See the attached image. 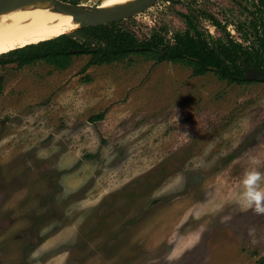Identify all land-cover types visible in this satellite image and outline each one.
Returning a JSON list of instances; mask_svg holds the SVG:
<instances>
[{"label":"rangeland","instance_id":"374dc122","mask_svg":"<svg viewBox=\"0 0 264 264\" xmlns=\"http://www.w3.org/2000/svg\"><path fill=\"white\" fill-rule=\"evenodd\" d=\"M262 1L157 0L127 25L171 39L189 15L223 37L212 14L246 43L237 27ZM88 58L0 66V264H257L264 215L239 196L250 158L264 162V82L139 55L83 71ZM104 177L125 184L88 212L78 200Z\"/></svg>","mask_w":264,"mask_h":264},{"label":"trees","instance_id":"16d2710c","mask_svg":"<svg viewBox=\"0 0 264 264\" xmlns=\"http://www.w3.org/2000/svg\"><path fill=\"white\" fill-rule=\"evenodd\" d=\"M66 1V0H62ZM185 17L188 28L175 32L167 39V30L159 28L142 39L127 25L132 17L109 24L82 27L73 33L29 44L0 55V66L15 64L17 67L43 61L58 69L67 68L74 55L89 56L83 67L111 64L139 55L157 63L168 61L191 68L192 75L213 72L230 84L242 85L257 82L244 78L242 63L255 66L264 73V1L261 14L248 24V30L237 27L241 40L227 31L217 17L206 18L223 32V37L213 38L210 32L201 30L189 15ZM88 80V78H87ZM103 113L91 117L100 120ZM264 264V257L257 260Z\"/></svg>","mask_w":264,"mask_h":264},{"label":"bare ground","instance_id":"6f19581e","mask_svg":"<svg viewBox=\"0 0 264 264\" xmlns=\"http://www.w3.org/2000/svg\"><path fill=\"white\" fill-rule=\"evenodd\" d=\"M131 0H102L101 6H112ZM77 25L70 17L46 7L39 1L0 15V55L16 48L53 39L70 33Z\"/></svg>","mask_w":264,"mask_h":264},{"label":"water","instance_id":"95a60500","mask_svg":"<svg viewBox=\"0 0 264 264\" xmlns=\"http://www.w3.org/2000/svg\"><path fill=\"white\" fill-rule=\"evenodd\" d=\"M45 2L46 7L53 11L64 13L70 17V22L82 27L109 24L128 19L151 7L157 0H131L112 6L86 7L83 5L63 2L61 0H0V15L29 6L36 2ZM75 29V30H76ZM68 34V33H66ZM245 71L244 78L257 82H264V73L255 66L242 63Z\"/></svg>","mask_w":264,"mask_h":264},{"label":"clouds","instance_id":"9594fccd","mask_svg":"<svg viewBox=\"0 0 264 264\" xmlns=\"http://www.w3.org/2000/svg\"><path fill=\"white\" fill-rule=\"evenodd\" d=\"M249 163L251 167L245 170L241 180L239 203L258 215H264V172L259 170L264 162L251 157Z\"/></svg>","mask_w":264,"mask_h":264},{"label":"crops","instance_id":"0c3cea01","mask_svg":"<svg viewBox=\"0 0 264 264\" xmlns=\"http://www.w3.org/2000/svg\"><path fill=\"white\" fill-rule=\"evenodd\" d=\"M129 153L135 154L136 152H133L132 150H130ZM137 160L140 161V160H142V158L139 157V159H136V161ZM126 182H128V181H126ZM95 183H96L95 181L93 183L89 182V184L86 185V189H85L86 192L82 193L81 198H79V200H78V201H80V199H82V201H85V202H92L87 207L88 212H92L91 210L94 209V203L95 202L101 201L103 197H105L106 195H108L112 191H115L118 188V186L125 184V182H124L121 185L115 186L114 182H111V179L108 178V180H107V177L102 178V181L99 184H97V183L95 184ZM119 183H121V181ZM79 184L80 183L77 184L76 188H79V186H80ZM66 258H67L66 256L62 255L56 261V264H64L66 262Z\"/></svg>","mask_w":264,"mask_h":264}]
</instances>
